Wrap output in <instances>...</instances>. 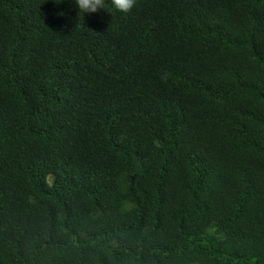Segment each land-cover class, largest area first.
Listing matches in <instances>:
<instances>
[{
	"label": "trees",
	"instance_id": "1",
	"mask_svg": "<svg viewBox=\"0 0 264 264\" xmlns=\"http://www.w3.org/2000/svg\"><path fill=\"white\" fill-rule=\"evenodd\" d=\"M0 264H264V0H0Z\"/></svg>",
	"mask_w": 264,
	"mask_h": 264
},
{
	"label": "clouds",
	"instance_id": "2",
	"mask_svg": "<svg viewBox=\"0 0 264 264\" xmlns=\"http://www.w3.org/2000/svg\"><path fill=\"white\" fill-rule=\"evenodd\" d=\"M79 10V16L83 14H95L98 11H107L112 16L115 14L130 13L136 6V0H73Z\"/></svg>",
	"mask_w": 264,
	"mask_h": 264
}]
</instances>
